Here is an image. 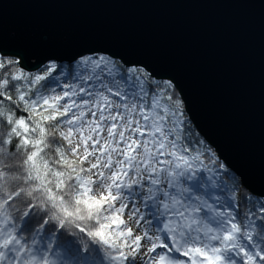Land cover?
<instances>
[{
	"label": "snow or ice",
	"instance_id": "1",
	"mask_svg": "<svg viewBox=\"0 0 264 264\" xmlns=\"http://www.w3.org/2000/svg\"><path fill=\"white\" fill-rule=\"evenodd\" d=\"M172 88L106 56L33 73L0 51V264H103L92 245L107 264H264V198L241 216L235 176L227 204L197 194Z\"/></svg>",
	"mask_w": 264,
	"mask_h": 264
},
{
	"label": "water",
	"instance_id": "2",
	"mask_svg": "<svg viewBox=\"0 0 264 264\" xmlns=\"http://www.w3.org/2000/svg\"><path fill=\"white\" fill-rule=\"evenodd\" d=\"M25 70L104 54L169 79L198 133L264 198V0H0Z\"/></svg>",
	"mask_w": 264,
	"mask_h": 264
},
{
	"label": "rangeland",
	"instance_id": "3",
	"mask_svg": "<svg viewBox=\"0 0 264 264\" xmlns=\"http://www.w3.org/2000/svg\"><path fill=\"white\" fill-rule=\"evenodd\" d=\"M87 56H106V57H109V58L113 59L114 61H116L121 66V68L123 69V67H122L123 65H122L120 60L114 59V58H112V57H110L108 55L93 54V55H87ZM57 64L59 65L60 63H57ZM64 65H65V63L61 64V67H63ZM135 68H139V67H135ZM139 69L142 70L143 72L147 73V71H145V69H143V68H139ZM58 74H59V71L57 73H54V75H58ZM61 82H71V81L70 80H66L64 77H62L61 78ZM50 87H55V83L51 84ZM178 101L180 102V110L179 111H180L181 118L184 121V126L186 128H188V129H190V137H191L192 129H191V127H189V123L192 126H193V124L190 121V119L188 117V114H187V112L185 110V105H184L183 100L179 99ZM192 146L198 152L203 153V155L200 157V160L198 162H193V167H194V169L196 171L197 179L202 184H204V187L200 188L199 190H202L204 188H209V190L211 191V201H209L210 203L212 202V198L213 197L219 196L220 199H221V196H222L221 190H222V188H228V191H229V189H232L229 186V184H228V182L226 180V177H225L227 175L226 171L230 174V175H227V176L231 177V178L233 177L234 173L232 171H230V169L228 167H227L228 170L223 168L222 164L224 166H226V165L218 157L216 152L214 150L212 151V149L209 148L208 142L205 141L204 139L199 141V143H195L193 141V145ZM205 154H208L210 156V160L207 161V159H205ZM193 155H195V153H193ZM213 177H215V179H212ZM209 180H212V183H208ZM233 183L234 182L232 181V186H233ZM213 185H215V186H213ZM239 187H240V191L242 193L244 187L242 186V184H241V186L239 185ZM202 197L207 199V197H208L207 193L203 194ZM136 198L138 199V197H136ZM237 198H239V196ZM228 202H229V200H227L225 204H227ZM258 206H259V204H258ZM239 208H240V205H239ZM150 212H151V209L145 210V214L146 215H149ZM103 264H107V262L104 261Z\"/></svg>",
	"mask_w": 264,
	"mask_h": 264
},
{
	"label": "trees",
	"instance_id": "4",
	"mask_svg": "<svg viewBox=\"0 0 264 264\" xmlns=\"http://www.w3.org/2000/svg\"><path fill=\"white\" fill-rule=\"evenodd\" d=\"M59 65L61 66V64H59ZM65 65H68L69 68L71 69V67H72L73 64H65ZM122 67L123 68H127L124 65ZM35 72L36 71H34L33 73H35ZM146 74L148 75L149 73L147 72ZM148 76L151 77V78H153L150 74ZM157 80L158 81H166V80H161V79L160 80L157 79ZM169 94L172 95L175 100L181 99L180 93L175 88V86H173V88H172V90H171V92ZM189 127H191V129H192L191 139L194 142L195 141H201L203 138L200 136V134L197 132V130L194 128V126L190 125V123H189ZM208 146H209V148L212 149V151L214 150L209 143H208ZM205 159H207V161L210 160V156L208 154H205ZM222 166H223L224 169L228 170V168L226 166H224L223 164H222ZM226 173H227V175H230L227 171H226ZM227 175L225 176L226 177V180H227L229 186L232 188L233 187L232 186L233 179L231 177H228ZM233 176L236 177V182H241V180L238 178V176H236L235 174ZM239 185L241 186V183ZM221 192H222L221 201H223L224 203H226V201L229 200V191H228V188H222ZM243 192H248L252 196V200L250 202H248V203L241 202V204H240L241 216H242L243 212H245V211H247L249 209H252L253 211H255L259 207L258 206V202H257L258 196H255L254 194H252L251 192H249L246 188H243ZM255 223L257 224V227L259 229L260 221L259 220H256ZM27 234L28 233L26 232L25 235H27ZM92 248L93 249H98V250L91 251V255L93 257H95L97 259V261L104 262V253H103V250L102 249H99V246H96V245H92ZM237 259H239V258H237Z\"/></svg>",
	"mask_w": 264,
	"mask_h": 264
},
{
	"label": "bare ground",
	"instance_id": "5",
	"mask_svg": "<svg viewBox=\"0 0 264 264\" xmlns=\"http://www.w3.org/2000/svg\"><path fill=\"white\" fill-rule=\"evenodd\" d=\"M164 80H166V81H170L169 79H164ZM171 82V81H170ZM173 84V83H172ZM174 86V85H173ZM207 193V195H208V197H207V199L209 200V201H211V191L209 190V188H204V189H202V190H197V194H199V195H201V196H203V194H206ZM259 197V196H258Z\"/></svg>",
	"mask_w": 264,
	"mask_h": 264
}]
</instances>
